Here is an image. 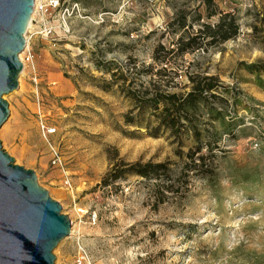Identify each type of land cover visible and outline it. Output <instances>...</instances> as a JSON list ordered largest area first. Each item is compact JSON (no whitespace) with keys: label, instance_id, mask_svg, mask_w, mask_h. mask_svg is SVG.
Masks as SVG:
<instances>
[{"label":"rangeland","instance_id":"rangeland-1","mask_svg":"<svg viewBox=\"0 0 264 264\" xmlns=\"http://www.w3.org/2000/svg\"><path fill=\"white\" fill-rule=\"evenodd\" d=\"M201 1L33 0L0 147L70 219L55 264H264V0H211L209 18ZM196 13L208 23L229 13L237 32L153 60L177 36L169 22L182 14L195 29ZM118 72L129 88L168 92L188 90V74L214 76L211 111L194 115L197 137L154 131L118 90ZM195 147L211 173L190 167ZM119 160L168 171L103 184Z\"/></svg>","mask_w":264,"mask_h":264},{"label":"water","instance_id":"water-1","mask_svg":"<svg viewBox=\"0 0 264 264\" xmlns=\"http://www.w3.org/2000/svg\"><path fill=\"white\" fill-rule=\"evenodd\" d=\"M33 0H0V125L3 98L17 87L18 53ZM70 219L38 185L32 170L13 163L0 147V264H55L52 249L68 235Z\"/></svg>","mask_w":264,"mask_h":264},{"label":"trees","instance_id":"trees-1","mask_svg":"<svg viewBox=\"0 0 264 264\" xmlns=\"http://www.w3.org/2000/svg\"><path fill=\"white\" fill-rule=\"evenodd\" d=\"M206 10L205 17L209 18L215 14L214 9H209L211 0L201 1ZM200 17L196 13L195 22L197 28L192 29L191 24H186L185 16L180 14L169 22V26L175 25L170 31L178 32L176 38L172 40L171 47L166 48L159 43L153 49V60L162 64L170 62V56L182 55L197 49H204L207 44L222 42L234 36L237 32V23L235 18L229 13L220 14L215 23L198 22ZM166 66L155 70L156 74L166 73ZM149 69V68H148ZM147 69V70H148ZM146 70V69H145ZM118 77L122 80L118 84V90L129 100L133 108L137 109V114L147 111L151 115L155 125L152 129L156 131L159 128L168 130L172 135L179 136L185 130L190 131L195 137L198 135L194 123L195 112L200 106H205L211 111L208 99L216 98L212 92L216 88L217 79L214 76H199L198 74L186 75L188 90L182 92H168L152 84V89L136 90L124 85V77L118 72ZM124 121L130 123L133 121L129 113L124 114ZM198 147L189 152L188 159L190 167L206 175L210 169L206 168L205 160L208 156L198 153ZM205 166V168H203ZM168 171L166 162H134L125 164L121 160L114 162L112 167L102 177V183L116 180L125 173H131L143 178L157 179L165 177Z\"/></svg>","mask_w":264,"mask_h":264},{"label":"bare ground","instance_id":"bare-ground-1","mask_svg":"<svg viewBox=\"0 0 264 264\" xmlns=\"http://www.w3.org/2000/svg\"><path fill=\"white\" fill-rule=\"evenodd\" d=\"M28 24H29V22H28ZM28 24H27V26H28ZM20 55H21V53H18V59H20V57H21ZM3 98H4V96H3Z\"/></svg>","mask_w":264,"mask_h":264}]
</instances>
